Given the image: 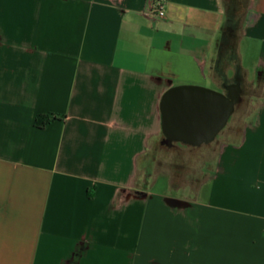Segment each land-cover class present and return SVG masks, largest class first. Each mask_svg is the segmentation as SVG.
I'll list each match as a JSON object with an SVG mask.
<instances>
[{"label": "crops", "instance_id": "obj_1", "mask_svg": "<svg viewBox=\"0 0 264 264\" xmlns=\"http://www.w3.org/2000/svg\"><path fill=\"white\" fill-rule=\"evenodd\" d=\"M225 1L0 0V264H264V0ZM235 83L211 143L162 144L169 89ZM212 144L190 194L142 182Z\"/></svg>", "mask_w": 264, "mask_h": 264}, {"label": "water", "instance_id": "obj_2", "mask_svg": "<svg viewBox=\"0 0 264 264\" xmlns=\"http://www.w3.org/2000/svg\"><path fill=\"white\" fill-rule=\"evenodd\" d=\"M219 92L207 87L179 85L169 89L161 103L162 144L211 143L227 125L235 107L242 101L239 83Z\"/></svg>", "mask_w": 264, "mask_h": 264}, {"label": "rangeland", "instance_id": "obj_3", "mask_svg": "<svg viewBox=\"0 0 264 264\" xmlns=\"http://www.w3.org/2000/svg\"><path fill=\"white\" fill-rule=\"evenodd\" d=\"M240 1L244 4L247 0ZM225 2L228 12H232L234 6H236V0H226ZM242 3L241 5H243ZM224 61H226V59H224ZM244 75V77H246L247 73ZM255 79V75L253 74L247 76V80ZM229 121H231V119ZM163 151V154L169 158L170 163L157 164L156 171L165 172L168 176H170L172 187H167L164 181H162L163 184L158 181L154 185L155 181L150 175L146 176V179H143L142 182L148 184L149 190L165 189L172 194L180 196L191 193V190L187 188L188 185L192 187L193 191L199 186L200 179L202 178V168H208L210 169L209 172L211 171V166L216 159L215 155L218 151V147L215 146V144H212L207 148H203L201 152L200 150L191 149L184 151H172L168 150L167 148H165ZM206 160L208 161L205 162ZM203 162H205V165L202 167Z\"/></svg>", "mask_w": 264, "mask_h": 264}, {"label": "trees", "instance_id": "obj_4", "mask_svg": "<svg viewBox=\"0 0 264 264\" xmlns=\"http://www.w3.org/2000/svg\"><path fill=\"white\" fill-rule=\"evenodd\" d=\"M57 116H52L48 114H38L35 118V124L38 127L44 128L48 124H50L53 120H55Z\"/></svg>", "mask_w": 264, "mask_h": 264}, {"label": "built area", "instance_id": "obj_5", "mask_svg": "<svg viewBox=\"0 0 264 264\" xmlns=\"http://www.w3.org/2000/svg\"><path fill=\"white\" fill-rule=\"evenodd\" d=\"M151 13L155 14V15H157L159 17H163L165 15V6H164V4L161 1L157 2L156 6L153 9H151L150 14Z\"/></svg>", "mask_w": 264, "mask_h": 264}, {"label": "flooded vegetation", "instance_id": "obj_6", "mask_svg": "<svg viewBox=\"0 0 264 264\" xmlns=\"http://www.w3.org/2000/svg\"><path fill=\"white\" fill-rule=\"evenodd\" d=\"M228 91V89L226 90V92Z\"/></svg>", "mask_w": 264, "mask_h": 264}]
</instances>
